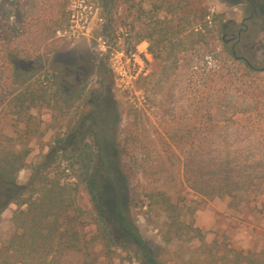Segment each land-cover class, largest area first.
<instances>
[{
  "label": "rangeland",
  "instance_id": "rangeland-1",
  "mask_svg": "<svg viewBox=\"0 0 264 264\" xmlns=\"http://www.w3.org/2000/svg\"><path fill=\"white\" fill-rule=\"evenodd\" d=\"M260 6V0H17L20 38L15 43L32 57L48 62L49 70L61 82L64 99L76 97L74 92L80 90L82 100L90 104L75 100L69 108L59 103L57 108L53 105V111L33 109L34 120L26 128L14 120L6 98L0 106V139H14L17 150L29 147L28 163L32 165L58 139L70 138L82 116L90 113L79 142L92 144L97 160L105 161L104 172L112 184L107 203L111 206L117 194L123 198L131 219L160 264H231L234 252H264V186L234 200H207L196 195L184 179V159L190 148L169 145L167 135L175 129L202 124L200 108L216 89L212 71L221 65L225 66L224 73L231 71L242 77V63L225 52L217 38L221 37L216 34L217 20L209 25L213 33L208 35V43L179 53L175 64L167 61L165 51L156 48L165 29L180 31V41L183 31H194L202 23L200 16L210 12L221 16L229 26L222 34L227 40L235 38L229 46L236 57L264 68V16L259 15ZM72 15L79 29L76 22H64L69 17L72 20ZM69 25L77 29L75 38L44 41L48 30L70 29ZM141 39L147 40L137 45ZM152 45L160 59L152 54ZM114 52L125 53L126 67L133 68L134 54L144 62V72L129 88L120 86L111 69ZM52 82L49 84L55 91ZM98 103L94 123L91 105ZM116 145L126 151L122 159L115 152ZM69 148L73 151L77 147L70 144ZM121 167L128 179L116 177ZM30 174L29 169L21 171L18 183L28 182ZM157 192L179 204L177 222L152 200ZM79 197L81 205L89 208L87 192L82 190ZM16 208L10 204L2 213L0 247L15 233L11 217ZM121 240L127 252L118 254L111 264H144L143 250L122 236ZM100 250L98 247L99 258L104 255ZM65 264H81L80 256H67Z\"/></svg>",
  "mask_w": 264,
  "mask_h": 264
},
{
  "label": "trees",
  "instance_id": "trees-1",
  "mask_svg": "<svg viewBox=\"0 0 264 264\" xmlns=\"http://www.w3.org/2000/svg\"><path fill=\"white\" fill-rule=\"evenodd\" d=\"M16 5L17 0H0V106L9 98L7 107L14 120L26 128L34 120L33 109L53 111L59 103L69 108L75 100L88 106L90 103L82 100L80 90L74 92L76 97L64 99L61 82L49 70L48 62L32 57L15 43V39L20 38ZM260 5L262 13L259 15L264 16V0H260ZM15 19L16 22H12ZM199 20L201 25L190 33L183 31L180 41V31L165 29L162 39L156 41V48L165 51L167 61L175 64L179 53L208 43V35L213 33L209 25L217 20L216 34H221L217 38L225 52L242 63L243 78L231 71L224 73L225 66L218 65V70L212 71L217 87L215 85L214 93L200 108L202 124L168 132V143L189 146L184 159V179L196 195L207 200L226 197L234 200L240 194L258 191L264 186V68L236 57L233 47L229 46L235 38L227 40L222 34L229 26L223 23L221 16L209 12L202 14ZM70 21L69 17L64 22ZM59 29L48 30L44 41L58 38ZM240 34L239 31L237 40ZM145 40L141 39L137 45ZM239 43L237 41V45ZM150 50L156 59L161 58L155 55L153 45ZM50 80H54L55 91ZM98 105H91V113L95 110L94 123ZM89 114L82 116L70 138L58 139L42 159L32 165L28 163L29 147L17 150L12 143L14 139L1 137L0 219L10 204L17 208L11 217L15 233L0 247V264H65L71 254H78L81 264H111L118 254L127 252L121 236L143 250L144 264H160L131 219L123 198L117 194L109 206L107 193L112 184L104 172L105 161L97 160L92 144L79 142ZM70 144L77 148L71 151ZM115 152L121 159L125 157L126 151L120 145H116ZM26 169L31 172L28 182L19 184V173ZM118 173L116 177L121 175L128 179L124 167L118 169ZM113 187L117 190L114 183ZM82 190L89 198L87 209L80 203ZM152 200L163 207L170 220L177 222L179 204L172 203L171 198L161 192L154 193ZM98 247L104 252L101 258ZM231 264H264V252H234Z\"/></svg>",
  "mask_w": 264,
  "mask_h": 264
},
{
  "label": "built area",
  "instance_id": "built-area-1",
  "mask_svg": "<svg viewBox=\"0 0 264 264\" xmlns=\"http://www.w3.org/2000/svg\"><path fill=\"white\" fill-rule=\"evenodd\" d=\"M72 23L75 21V16L72 15ZM85 23L82 26L83 29H85ZM77 29L80 28L79 24L77 23ZM75 26L70 25V29H59L57 30L56 34L58 38H75L77 35V29ZM126 59L124 52H114L111 54V69L112 71L117 75V78L119 82L121 83V87L129 88L130 86H133V82L136 81L139 76L144 72V62L142 58L138 54L132 55V59L134 61L133 68L126 67V62L124 61ZM131 59H127V62L129 63Z\"/></svg>",
  "mask_w": 264,
  "mask_h": 264
}]
</instances>
